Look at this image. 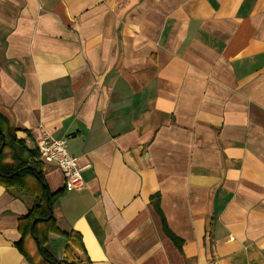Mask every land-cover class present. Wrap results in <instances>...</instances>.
<instances>
[{
  "label": "crops",
  "instance_id": "1",
  "mask_svg": "<svg viewBox=\"0 0 264 264\" xmlns=\"http://www.w3.org/2000/svg\"><path fill=\"white\" fill-rule=\"evenodd\" d=\"M0 114L83 167L41 160L57 261L264 264V0H0ZM33 204L0 183V264Z\"/></svg>",
  "mask_w": 264,
  "mask_h": 264
},
{
  "label": "trees",
  "instance_id": "2",
  "mask_svg": "<svg viewBox=\"0 0 264 264\" xmlns=\"http://www.w3.org/2000/svg\"><path fill=\"white\" fill-rule=\"evenodd\" d=\"M18 146H23L20 139L15 138L12 129L0 114V183L5 187L23 189L34 198V204L25 215L18 218V230L21 244L25 237L31 238L36 247V254L43 264H80L78 261H57L46 249L47 233L57 231L52 213V206L63 189L51 192L45 182L42 161L33 149L27 155L18 153ZM154 195H152L153 198ZM151 199V197H150ZM154 209L160 216L164 232L179 245L177 238L167 227L165 219L158 207L157 200H152ZM32 264H37L26 252H23Z\"/></svg>",
  "mask_w": 264,
  "mask_h": 264
},
{
  "label": "built area",
  "instance_id": "3",
  "mask_svg": "<svg viewBox=\"0 0 264 264\" xmlns=\"http://www.w3.org/2000/svg\"><path fill=\"white\" fill-rule=\"evenodd\" d=\"M37 153L40 160L53 162L59 167L66 190L76 189L83 184V167L78 164L77 157L67 152L64 139L55 138L44 131L37 141Z\"/></svg>",
  "mask_w": 264,
  "mask_h": 264
}]
</instances>
